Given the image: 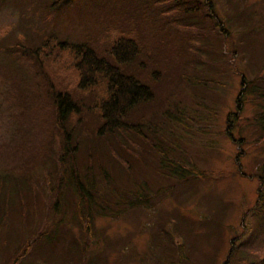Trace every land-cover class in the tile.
I'll list each match as a JSON object with an SVG mask.
<instances>
[{
  "label": "rangeland",
  "instance_id": "374dc122",
  "mask_svg": "<svg viewBox=\"0 0 264 264\" xmlns=\"http://www.w3.org/2000/svg\"><path fill=\"white\" fill-rule=\"evenodd\" d=\"M211 1L231 32L224 42L219 28L203 20L205 7L190 22L194 32H183L184 18L173 11L155 24L154 35L150 24L143 27L144 13L121 10L106 23L109 9L101 11L93 0H0V182H18L31 201L29 212L9 210L0 220V264H244L264 258V201L258 202V190L264 196V125L258 122L264 114V0ZM107 27L113 32L102 37ZM119 33L144 40L145 51L124 71L148 85L154 98L136 109L129 131L104 141L95 138L99 124H93L102 85L91 88L94 95L76 91L69 48L102 52ZM241 71L246 83L260 79L259 87L241 98L234 117ZM69 92L78 95L72 103L81 120L69 119L66 129L79 177L70 155L63 157L54 105L55 96ZM228 115L232 139L225 134ZM75 176L97 183V193L110 202L121 196L113 211L96 200L88 215L89 203L75 199Z\"/></svg>",
  "mask_w": 264,
  "mask_h": 264
},
{
  "label": "trees",
  "instance_id": "16d2710c",
  "mask_svg": "<svg viewBox=\"0 0 264 264\" xmlns=\"http://www.w3.org/2000/svg\"><path fill=\"white\" fill-rule=\"evenodd\" d=\"M211 2V0H204L203 2L198 0H104L100 3L97 2V0H93L92 4H94L95 7H98L101 11L106 10L107 8L109 9V11L103 15V17L108 20L106 23L116 21L122 13H128L131 10L134 11L133 14L135 17H141L142 12L144 13L145 18H149L147 22L143 23V27L146 24H150L151 28H149L154 35H159L154 29L155 24L158 23L160 26L163 25V20L169 18L168 15L171 14L169 12L174 11V13L180 14V17L184 16L186 20L191 22L195 16H201V11L205 7L208 14L203 18V20L206 19V21H212L214 23L213 26L219 28L216 35L224 36V42L227 40L226 37H228L231 32L224 27L222 22H220ZM53 6L54 4L51 7ZM121 10L122 13L119 15ZM152 12H155L154 16ZM103 13L104 12H102V14ZM164 14H167V17L163 18ZM174 20H176V18H174ZM144 21H146V19ZM160 29L161 27H159V31ZM176 29L179 30L178 27H176ZM110 30L111 28L107 27V29L102 32L101 36L107 37V34H111L113 32H110ZM175 33L177 35L180 32L175 31ZM160 40L162 41V39ZM217 40H215V42H217ZM109 41L107 48L102 52L84 50L79 45L70 46L69 48L72 56L73 68L76 72V83H74L76 91L80 93H91L94 95L93 89L91 88H95L96 84L97 86L102 85V95L95 92L93 111L97 114L99 120H97L98 122L93 121V124H99L94 130L95 138L99 140L104 139V141L114 138L120 132L129 131L128 121L129 119L131 120L133 117L132 115L136 112V109L144 105H151L154 98L153 90L148 85L144 84L141 79L139 80L135 76L125 74L124 71L125 68L132 67L136 63V59L143 51H145L144 47H142V41L144 40L133 39L130 33H119L116 38L111 40L110 45ZM263 76L264 74H261L260 78H263ZM100 80H102L103 84L99 83ZM242 83L240 101H237V114H235L234 117H237V115L241 112L243 105L241 98L243 99L246 94L252 93L250 91L251 88L257 89L258 87L256 81L246 84L243 80ZM77 96L78 95H74L73 97L71 92L60 95L58 94L54 97V105L56 107L57 121H61L63 125V128L60 129L61 137L65 144V153L63 157L70 155L71 159L69 158V161L79 177L75 168V157L73 158V155L76 154L77 150L75 151L70 147V135L66 130L69 128V125L67 126L69 123L68 120L73 117L74 124H81V120H79L78 117V107L72 103V100ZM260 96L262 97L261 99H264V91H262ZM258 116L261 119L258 122H261V124L264 125V114L262 113ZM231 117H233V115L226 116L227 130L225 133L227 135L231 133V130L234 127L231 122ZM59 123L60 122L57 123L58 126ZM77 176H75L76 178L73 177L71 182L73 187H75V199L80 200L82 203H89L87 209L90 212H87V214L90 215L93 211V200L99 196L104 199L105 197L104 195L97 193V183L89 184L87 182V184H83L82 182L84 180L77 178ZM6 180L7 178L0 182V212L4 211L3 215H0V220L5 218L4 216L9 212V210H13L15 212L17 211L19 216H21L20 214L27 213V211L29 212V204L31 205L28 191L23 190L22 192H25L23 194L21 193V189H19L18 182L14 180ZM258 192L260 194L259 197L262 198V200L259 199L260 201L258 202L263 204L264 196H262L260 190H258ZM22 196H24V199ZM120 197L121 196H118L116 200H111V202L107 200V202L116 207L119 203ZM130 201L131 200L127 202V205ZM75 213L78 215L77 212ZM87 228H90V225ZM73 252L80 253L81 250ZM17 262L18 260L16 259L13 261V264H17ZM244 264H264V258L255 263L246 262Z\"/></svg>",
  "mask_w": 264,
  "mask_h": 264
},
{
  "label": "bare ground",
  "instance_id": "6f19581e",
  "mask_svg": "<svg viewBox=\"0 0 264 264\" xmlns=\"http://www.w3.org/2000/svg\"><path fill=\"white\" fill-rule=\"evenodd\" d=\"M167 14H164L163 15V17H165ZM183 18H184V20H183V23H181V24H185V25H180L181 26V28L183 29V32H186V33H191V32H194V29H191L192 27H190V26H193L188 20H186L185 19V17L184 16H182ZM182 17H180V18H182ZM145 18V17H144ZM144 18L141 20V21H143V23H145V22H147L148 21V19L146 20V21H144ZM194 24H197V23H194ZM177 27L179 26V23L176 25ZM180 29V28H179ZM190 41H193L192 39H189ZM143 43H144V41H143ZM144 67V66H143ZM240 77H241V80H240V85H241V90H242V82H243V80L245 81V83H246V75L244 74V73H242V71H241V74H240ZM263 78H264V76H263ZM260 80V79H259ZM262 81H264V80H262ZM143 82V81H142ZM252 82H254V81H252ZM252 82H250V83H252ZM256 82H258V79L256 80ZM247 84V83H246ZM258 85V87H259V84H257ZM263 88H264V85L262 84L261 85ZM257 87V88H258ZM251 89H253V90H255L256 88H251ZM251 89H250V91H251ZM252 92V91H251ZM241 93V92H240ZM225 129L227 130V127H225ZM226 130H225V132H226ZM233 130V129H232ZM232 130H231V133L230 134H226V136L228 137V138H230V139H232ZM240 143H241V141H240ZM96 200H98V202L100 203V204H98V205H100V206H102L103 207V209L104 210H106V211H109L110 209L113 211V204H110V203H108L107 202V200L106 199H104V198H96V199H94L93 200V202L94 203H96ZM112 215V214H111Z\"/></svg>",
  "mask_w": 264,
  "mask_h": 264
}]
</instances>
